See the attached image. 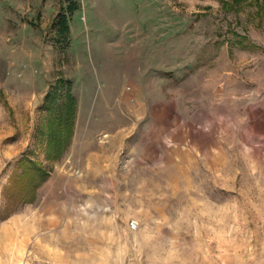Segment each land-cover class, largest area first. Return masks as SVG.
<instances>
[{"label":"rangeland","instance_id":"rangeland-1","mask_svg":"<svg viewBox=\"0 0 264 264\" xmlns=\"http://www.w3.org/2000/svg\"><path fill=\"white\" fill-rule=\"evenodd\" d=\"M0 264H264V0H0Z\"/></svg>","mask_w":264,"mask_h":264},{"label":"trees","instance_id":"trees-1","mask_svg":"<svg viewBox=\"0 0 264 264\" xmlns=\"http://www.w3.org/2000/svg\"><path fill=\"white\" fill-rule=\"evenodd\" d=\"M57 32L61 33L62 35H65L68 31V23H67V19L66 16L63 14H59L58 19H57ZM47 97H50V94H48ZM68 98V101H66L65 103H63V105L60 107L59 109V113L54 114L51 119H50V126H51V131H50V142H49V147L48 149L52 150L54 149L56 146L59 148V152L57 154L58 158L61 157L64 149L68 146L70 140V136L72 135V133H68V135H66V139L62 140V130L59 131L58 129L56 130L55 127H68L67 122H68V117L67 115H71V118L73 120V118L76 116L77 110H78V100L77 97L72 94V91L70 92L69 90H67V95H66V99ZM70 113V114H69ZM52 159V158H49ZM55 159V158H54ZM57 159V158H56ZM32 161V160H31ZM33 165V170H34V174L38 175L39 177L42 178V181H40L38 184H36V187H34V197H36V190L38 187L41 186V184L46 181V179L49 176V172L51 171V169H45L46 167L42 164H36L34 162H31ZM36 189V190H35ZM14 195V194H12ZM10 197V196H9ZM31 199V198H30ZM25 201H32V200H25ZM12 212V211H10Z\"/></svg>","mask_w":264,"mask_h":264},{"label":"built area","instance_id":"built-area-1","mask_svg":"<svg viewBox=\"0 0 264 264\" xmlns=\"http://www.w3.org/2000/svg\"><path fill=\"white\" fill-rule=\"evenodd\" d=\"M130 227L133 229V230H136L138 229V223L136 221H131L130 223Z\"/></svg>","mask_w":264,"mask_h":264}]
</instances>
